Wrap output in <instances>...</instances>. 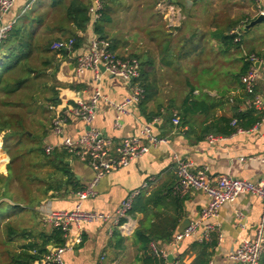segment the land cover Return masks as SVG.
Listing matches in <instances>:
<instances>
[{
  "label": "crops",
  "instance_id": "1",
  "mask_svg": "<svg viewBox=\"0 0 264 264\" xmlns=\"http://www.w3.org/2000/svg\"><path fill=\"white\" fill-rule=\"evenodd\" d=\"M167 1H172L178 8L181 7L178 4L181 3L180 1L177 3H175L176 0ZM182 1L187 9L190 7L194 9L198 5V0ZM187 1L191 3L186 4ZM211 1L216 2V0ZM239 1H245L248 5H251L245 13V16L247 15L250 18H244L240 24V28H242L258 17V9L247 0H228L230 9L233 12H243L240 7L238 8L237 2ZM50 4V0H16L13 8L3 16L0 24L1 26L12 25L23 13L30 9L35 11L32 17L42 13L45 14L50 9ZM213 6H215V3ZM259 7L264 12V0H261ZM210 13L207 11V14L211 17L213 13ZM159 14L162 13L159 12ZM194 15L196 19L200 18L197 11ZM209 15L207 16L209 17ZM160 17L161 19L164 18ZM182 19L184 20L183 16ZM196 19L193 28L201 31L202 27L196 26ZM96 20L97 18L94 15L93 22L87 26L84 32H76L78 37L81 38L76 50L69 53L66 51L65 55L56 54L54 56L52 66L46 72L47 77L43 79L46 88L38 94L39 101L44 105L45 113L43 115L37 114L35 116L36 121H34L36 124L34 134L40 138L41 146L43 148L46 145L56 147L54 151L56 160L63 161L70 168L75 184L80 188L79 191L85 189L90 183L93 178V171L85 162L69 155L58 147L63 138L76 139L83 133L85 126L79 119L72 117L65 123L62 132L55 135L51 130V120L60 114L66 113L76 100L87 101L92 93L94 84L91 73L86 71L82 76L76 78L73 68L75 57L85 52L91 39L97 36L93 31V23ZM57 22L58 19H55L54 14L50 11L48 17H45L44 26L38 30L37 36H45V38L52 41L69 38V36H62L53 27ZM110 23L102 25L103 34L110 45L112 44L114 52L120 56H129L132 49L126 43L129 41L116 38L109 27ZM261 24L263 33L258 34L257 37H252L251 49L254 53L251 54H260L261 57H264V21ZM210 31L216 32L214 28H211ZM214 38L216 37L214 36ZM213 42L220 47L218 40H213ZM151 63L147 70L149 77L146 82L154 85L151 77L154 63L153 61ZM101 88L103 95L113 102L122 101L128 94L127 86L119 79L108 74L102 75ZM154 88L155 96L146 103L131 107L129 113L121 117L118 127L113 125L115 112L105 102L100 101L93 126L101 134L108 137L113 142V146H116L123 139L137 135L140 127L148 122L147 117L153 115V117L159 118V122L153 128V133L158 137L166 138L167 144L151 148L148 153L131 161L127 167L104 176L94 188V195L80 203V207L84 211L113 215L129 193L138 190V201L142 205V211L139 209L138 212L129 213L128 217L122 221V227L115 229V232L113 231L110 236L107 233L108 224H83L80 232L72 228L67 237L63 238V243L70 247L63 255L64 264H148L145 262V256L141 251L142 244L139 240L141 235L145 238L149 237L150 243H154L159 249L168 252V262L176 260L180 264H192L200 252V248L195 245L203 244L197 242L199 232L194 236L184 238L179 243H174L173 238L179 232L180 225L184 220L187 219L189 222H193L198 219L207 199L201 192L194 190H191L182 199L170 195V190L176 180L174 174L176 159L191 161L193 164L192 171L194 172L206 169L212 179L220 175H230L239 180L252 182L264 178V166L261 161L264 156V117L255 126L246 128L242 132H234L229 136L202 135L201 129L210 121L203 123V119L198 117L199 121L194 124L197 132L186 134L187 127L182 128L180 124L176 126L172 123V118L176 116L171 107V102L169 103L167 92L159 84L154 85ZM203 94H206L209 99L214 98L224 103L222 108L215 111V117H229L232 106H238L240 112L247 110L244 103H242V97L244 98L245 94H241L236 84L221 94L208 90H203ZM203 94H200L197 90L194 91V95L197 97L201 98ZM255 94L264 99V66L259 68ZM52 95H55L59 101L56 106L47 102V99ZM209 137H214L215 140L210 143L208 141ZM1 146L2 134L0 135V175L6 176L9 161L2 152ZM35 172L46 175L47 173H54L55 168L49 167ZM62 181H65V178L55 174L50 180L45 179L43 182H34L37 185L36 191L32 193L28 191L26 200L11 191L13 193L12 201L3 199L8 206L6 217L9 216L10 218L3 221L1 225L13 222L10 221L15 216L12 212L17 211L18 213L19 211L12 210L9 207L19 204L29 214L27 221H32L30 227L33 229H30V227L24 229L28 231L51 230L42 224L43 215L47 211H71L79 203L76 196L78 191L74 193L70 186L68 188L61 186L59 183ZM145 183L147 186L142 188ZM28 185L31 186L30 183ZM19 197L21 201L17 199ZM237 212L242 215L240 219L236 216ZM260 214V199L248 194L239 195L233 203L222 205L218 218L208 221L216 225V231L212 234L211 243L206 244L207 264H238L229 259V253L243 238L252 239L254 237ZM174 223L176 225L175 230L172 229ZM136 231H140L138 236H135ZM167 233H171V237L168 242H164L160 237ZM51 247L53 245L46 248ZM18 251L19 249L16 250V252ZM148 253L152 258L164 264L161 259L151 255L149 245ZM260 264H264V254L261 257Z\"/></svg>",
  "mask_w": 264,
  "mask_h": 264
},
{
  "label": "built area",
  "instance_id": "2",
  "mask_svg": "<svg viewBox=\"0 0 264 264\" xmlns=\"http://www.w3.org/2000/svg\"><path fill=\"white\" fill-rule=\"evenodd\" d=\"M253 3L258 9V16H264V12L259 5L261 0H247ZM16 0H0V23L3 18L14 6ZM166 4L167 20L169 23H176L180 20V14L177 6L168 1ZM99 9V3L96 2V8L91 9L93 13ZM169 16V17H168ZM98 18V15H95ZM165 18V17H164ZM11 24L0 26V42L5 38ZM241 29H233L229 35L234 37V42H240ZM74 40L54 41L51 51H72ZM243 61L248 64L247 72L240 77L248 98L244 102L245 109H254L264 117V99L255 94L256 82L259 78V68L264 66V57L255 54H244ZM258 64L257 66L255 64ZM74 76L79 78L84 72L89 71L92 75L94 84L92 93L87 101L76 100L66 113L60 114L51 120V130L55 135L62 132V128L69 118L79 119L85 126V130L76 139L63 138L58 148L66 151L69 155L85 162L93 171V178L87 187L76 193L79 203L71 211H47L42 218V224L50 229L58 230L62 237L66 238L71 229L77 232L81 231L83 224H108V235H112L115 229L122 227V221L128 217L135 197L139 194L138 190L129 193V195L120 203L116 212L111 215L107 213L84 211L80 203L94 195V188L99 181L107 174L116 172L125 168L129 163L149 152L151 148L160 145H166L167 139L154 135L153 128L159 122L158 117H153L150 121L144 123L137 135L123 139L118 145L113 146V142L95 127L96 113L98 103L105 102L114 112V127H118L121 117L129 113V109L134 107L144 99L145 91L139 83L140 63L135 57L120 56L111 49L110 42L107 39H101L95 36L91 39L87 50L74 59ZM103 74H108L119 79L127 86L128 94L120 102L108 100L102 93L101 78ZM173 125H179V118H172ZM231 125L236 127L234 120ZM240 128L236 132H242ZM214 137H209L211 143ZM56 147L46 145L44 153L50 156L54 153ZM243 161V159H241ZM264 166V156L262 158ZM191 161L176 159L174 174L175 183L170 190V195L177 199L184 198L191 190L201 192L207 199L206 205L201 209L196 221L190 222L182 232L174 235L173 242L179 243L184 238L196 235L197 242L209 244L212 241V234L216 231V225L208 222L211 219H217L220 208L224 204H230L242 194H248L257 197L261 201V214L259 222L252 239L243 238L241 242L229 253V259L238 264H260L261 257L264 254V178L256 182L248 180H239L230 175H220L215 179L209 177L207 170L192 171ZM147 184H143L145 188ZM237 218H241L240 213H236ZM70 247L63 243L57 247L47 249V252L41 257L38 264H64L63 255ZM149 251L152 256L161 259L164 264H180L179 261L168 262V252L159 249L154 243L149 244Z\"/></svg>",
  "mask_w": 264,
  "mask_h": 264
},
{
  "label": "trees",
  "instance_id": "3",
  "mask_svg": "<svg viewBox=\"0 0 264 264\" xmlns=\"http://www.w3.org/2000/svg\"><path fill=\"white\" fill-rule=\"evenodd\" d=\"M50 1V9L45 14L42 13L36 17H32V14L35 12L34 9H30L23 13L11 25L5 38L0 42L1 149L9 161L7 165V175H0V208L3 207L5 208L4 211H6V214L2 213L0 216V228L2 227L3 233L5 234V238L0 241V245L3 247V253L8 264H38L41 257L47 252V246L53 245V247H57L64 242L62 233L55 229L49 231H28L24 228L14 227L9 222L1 225L3 221L9 220L10 218L9 216L6 217L8 206L3 201V199L9 201L13 199L10 186H12L13 183L22 186L27 183L43 182L45 179L50 180L53 175L58 174L61 178H65V181L59 183L61 186L66 188L70 186L74 193L80 190L75 184V179L70 168L63 161L56 160L54 156L55 152L47 156L41 145L39 146L32 142L34 144L32 146L30 142L35 138V134L27 131L25 128L27 120L36 121L35 116L37 114L43 115L45 113L43 108L44 105L39 101L38 96V94L46 88L43 79L47 77L46 72L52 66L54 56L56 54L65 55L66 53L65 50L58 52L51 51L50 46L54 42L52 40L46 38L45 41L41 43L39 36H37L38 30L44 26L45 17H48L51 11V13L54 14V18L58 19V22L55 23L53 27L58 30L62 36H69V38L74 40L72 46V51H74L81 42V38L78 37L76 32H84L87 26L93 22L94 15H98L97 20L93 23L94 33L99 38L106 39V36L103 34L102 25L111 22L110 13L112 11V5L119 2V0H97L99 9L96 13H93L91 11L92 6L90 0ZM229 32H217L214 35L220 42L219 49H221L222 52H228L231 48L237 49L240 47L241 43H243L241 39L240 42H234V37L229 35ZM111 49L114 51L112 44ZM251 53H254L252 49L246 54ZM257 56L261 57L262 55L257 54ZM135 58L140 63L139 83L145 91L144 99L140 103H146L155 96L154 85L146 82L149 77L147 70L152 63L150 59L140 61L138 57ZM241 60L242 66L239 72L233 75V80L241 94H245V97H242V103H244L248 95L244 91L243 85L240 82V77L247 72L248 64L243 61V58ZM34 61H37L38 64H35ZM25 90L30 91L28 100L20 99L19 97V93ZM194 91V87H190L181 102L178 105L173 103L171 106L173 110L176 109L177 111V113L174 114L179 118L180 126L182 128L187 127L186 134L197 132L194 128V124L199 121L198 117L203 119V123H207L208 120L210 121V123L206 124L201 129L202 135L212 134L219 136H229L236 132L237 128L245 130L246 128L253 127L263 118L262 115L254 109H247L246 111L240 112L238 106H232L229 117H215V111L222 108L224 103L214 98L209 99L206 94H203L201 98L197 97L194 95ZM47 102L56 106L59 101L56 99L55 95H52L47 99ZM152 118L153 115L147 117L148 121ZM234 120L237 122L236 127L231 125ZM27 156L32 158L33 162L31 163L32 165H30L32 169L37 171L53 167L55 168V172L44 175L43 173L37 174L35 171L27 169L23 178L19 175H15L12 170L13 165ZM138 198L139 195L135 197L133 201L130 214L138 212L139 209L142 211L143 208ZM17 199L21 201L20 197ZM9 208L18 210L19 212L24 211V208L19 204H14ZM175 226L174 223V225H172L173 230H175ZM138 234H140V231L135 232V236H138ZM170 237L171 233H167L160 238L164 242H168ZM16 240L23 242L20 247H18V252L12 251L10 246ZM139 240L142 244L141 251L145 256V262L148 264H162L161 261L152 258L148 253L150 238H145L141 235ZM195 246L200 248V252L192 264H207V245L199 244Z\"/></svg>",
  "mask_w": 264,
  "mask_h": 264
},
{
  "label": "rangeland",
  "instance_id": "4",
  "mask_svg": "<svg viewBox=\"0 0 264 264\" xmlns=\"http://www.w3.org/2000/svg\"><path fill=\"white\" fill-rule=\"evenodd\" d=\"M181 7L176 8L180 14V20L176 23H169L167 20V0H119L112 6L110 17L112 22L110 28L116 38L126 39L132 48L129 56L138 57L140 61L150 59L153 61L152 81L154 85L164 88L169 96V103L178 105L190 87L203 94V90L214 91L221 94L228 91L233 86V75L237 74L242 66V56L251 49L252 37H257L263 33L262 24L256 25L246 32L240 28L241 22L249 6L245 1H239L238 8L241 11L233 12L230 9L228 0H198L194 9L186 8L182 0H176ZM215 3V6H213ZM196 11L200 18H195ZM211 12V17L209 14ZM162 13L161 15L159 14ZM242 13V14H240ZM209 15L207 18L206 16ZM165 17L161 19V17ZM184 17V20L182 19ZM169 17V16H168ZM197 20L196 26L202 27L201 31L195 30L193 23ZM168 25V27H167ZM1 26V24H0ZM204 28V29H203ZM214 28L216 32H211ZM233 29H241L240 37L243 40L239 48H231L228 52H222L213 40V34L217 32L228 33ZM205 31V32H202ZM213 33V34H210ZM45 36L39 35L40 42L45 41ZM52 43V42H51ZM38 64L37 61H34ZM165 63L166 65H164ZM169 64V66L167 65ZM30 91L25 90L19 93L20 99L28 100ZM175 114L177 113L174 109ZM35 122L27 120L25 128L34 134ZM41 145L40 138H35L30 142L32 146ZM2 147V146H1ZM32 158L27 156L16 162L12 170L15 175L23 178L26 170L32 169ZM36 183H28L20 186L15 183L10 186V190L26 200L28 191H36ZM6 202V201H5ZM5 208H0V216L6 214ZM14 218L10 224L14 227L27 228L32 226V221H27L29 214L27 211L12 212ZM30 219V218H29ZM4 225V224H3ZM30 229H33L30 227ZM5 238L2 227L0 228V241ZM23 242L15 241L10 246L12 251H16ZM0 264H8L3 247L0 245Z\"/></svg>",
  "mask_w": 264,
  "mask_h": 264
},
{
  "label": "water",
  "instance_id": "5",
  "mask_svg": "<svg viewBox=\"0 0 264 264\" xmlns=\"http://www.w3.org/2000/svg\"><path fill=\"white\" fill-rule=\"evenodd\" d=\"M90 1H91L92 9H95L97 0H90ZM190 3H191L190 1H187L186 4H190ZM263 21H264V16H261V15L258 16L255 20L251 21L248 25L243 26L242 32L248 31V29L261 24ZM255 65L257 66L258 64L256 63ZM189 223L190 222L187 219L184 220L182 224L180 225L179 232H182L186 227H188Z\"/></svg>",
  "mask_w": 264,
  "mask_h": 264
}]
</instances>
